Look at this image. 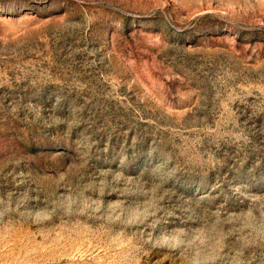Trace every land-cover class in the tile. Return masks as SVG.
<instances>
[{
    "label": "rangeland",
    "instance_id": "374dc122",
    "mask_svg": "<svg viewBox=\"0 0 264 264\" xmlns=\"http://www.w3.org/2000/svg\"><path fill=\"white\" fill-rule=\"evenodd\" d=\"M0 264H264V0H0Z\"/></svg>",
    "mask_w": 264,
    "mask_h": 264
}]
</instances>
